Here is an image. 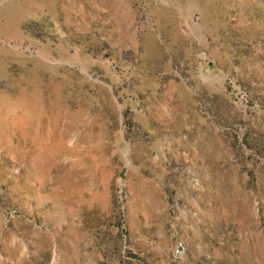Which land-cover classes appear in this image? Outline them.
Instances as JSON below:
<instances>
[{"label":"rangeland","instance_id":"374dc122","mask_svg":"<svg viewBox=\"0 0 264 264\" xmlns=\"http://www.w3.org/2000/svg\"><path fill=\"white\" fill-rule=\"evenodd\" d=\"M0 264H264V0H0Z\"/></svg>","mask_w":264,"mask_h":264}]
</instances>
